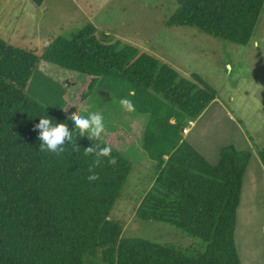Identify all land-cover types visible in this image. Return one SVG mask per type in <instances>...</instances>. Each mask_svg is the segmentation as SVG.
I'll list each match as a JSON object with an SVG mask.
<instances>
[{
    "label": "trees",
    "instance_id": "16d2710c",
    "mask_svg": "<svg viewBox=\"0 0 264 264\" xmlns=\"http://www.w3.org/2000/svg\"><path fill=\"white\" fill-rule=\"evenodd\" d=\"M44 1L31 0L37 7ZM175 2L167 27L193 28L242 47L250 44L264 6V0ZM41 63L89 77L84 102L101 88L116 101L130 102L121 123L132 118L145 128L143 153L155 164L136 218L175 227L201 242L202 252L122 239L125 224L111 212L132 163L121 151L111 147L115 164L101 158L95 165L85 149L108 144L75 134L60 156L39 150L40 116L65 122L70 132L74 127L29 95ZM216 95L199 77L180 79L135 47L107 45L92 24L70 39L52 37L40 52L0 39V264H241L235 231L251 152L228 145L214 153L212 165L183 134ZM257 156L264 169V150ZM90 174L98 179L89 182Z\"/></svg>",
    "mask_w": 264,
    "mask_h": 264
},
{
    "label": "rangeland",
    "instance_id": "374dc122",
    "mask_svg": "<svg viewBox=\"0 0 264 264\" xmlns=\"http://www.w3.org/2000/svg\"><path fill=\"white\" fill-rule=\"evenodd\" d=\"M177 9L175 0H45L40 7L31 0H0V39L40 52L52 37L70 39L92 24L107 45L135 47L169 65L180 79L197 76L210 86L216 98L199 120L184 130V138L212 165L217 163L219 149L228 145L238 149L239 143L247 140L242 149L251 152V159L243 194L251 193L252 198L247 195L246 208L237 209L235 238L241 264H247L255 252L264 262V169L257 156L258 150H264V6L251 42L244 47L193 28L167 27ZM89 81V77L41 63L28 93L70 121L79 111L84 116L91 112L103 116L105 131L98 139L132 163L122 196L111 212L113 220L125 224L122 239L202 252L201 242L175 227L136 218L154 179L155 164L143 153L141 144L145 128L138 129L132 118L123 125L124 105L105 89H95L87 102L81 100ZM253 183L255 190L249 186Z\"/></svg>",
    "mask_w": 264,
    "mask_h": 264
},
{
    "label": "clouds",
    "instance_id": "9594fccd",
    "mask_svg": "<svg viewBox=\"0 0 264 264\" xmlns=\"http://www.w3.org/2000/svg\"><path fill=\"white\" fill-rule=\"evenodd\" d=\"M120 103L125 107L131 108L128 100H121ZM65 109V108H61ZM70 115V114H69ZM71 123L74 126L72 132L65 122H56L47 115L39 117V123L35 124V128L39 130L37 140L39 141V150L43 153L54 154L60 156L64 154L65 144L71 143L73 135L79 137H87L89 140L99 138L105 131L103 116L96 112H91L84 116L79 111L77 116L71 117ZM112 148L109 145L101 146L99 143L90 144L85 149V155L94 157V164L99 165L101 158H110L109 163L115 164V158L111 157ZM92 172V168L89 169ZM89 182L98 179L95 174H90L87 177Z\"/></svg>",
    "mask_w": 264,
    "mask_h": 264
},
{
    "label": "crops",
    "instance_id": "0c3cea01",
    "mask_svg": "<svg viewBox=\"0 0 264 264\" xmlns=\"http://www.w3.org/2000/svg\"><path fill=\"white\" fill-rule=\"evenodd\" d=\"M245 143H247L248 144V142H247V140L246 139H244V141L242 142V143H239L240 145H238V149H242L243 148V144H245ZM235 145H237V143L235 142ZM247 146H245L244 145V148H246ZM250 165V164H249ZM248 169H250V167L248 166V168H247V171H248ZM246 171V173H245V175H244V180H243V189H244V183H245V180H246V175H247V172ZM249 186H253V190H255L256 189V184L255 183H253L252 185H249ZM260 184H259V191H260ZM243 189H242V194H241V202H240V206H239V208L241 207V206H243V207H245L246 208V204H247V201H248V198H247V195H252L251 193H248L247 195H244L243 194ZM251 198H252V196H251ZM238 208V209H239ZM237 226H238V220H237ZM237 232V231H236ZM235 243H237V241H236V238H235ZM239 247V246H238ZM238 250V249H237ZM257 252H255V253H252V254H250V257H249V259H248V262H247V264H251L252 262V264H264V262H261L258 258H257ZM240 258H241V255H240ZM250 260V261H249ZM257 262V263H256Z\"/></svg>",
    "mask_w": 264,
    "mask_h": 264
}]
</instances>
